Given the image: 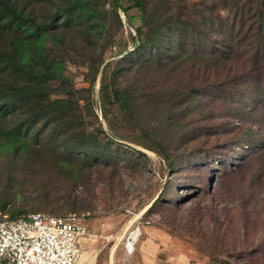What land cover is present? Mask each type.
<instances>
[{
	"label": "rangeland",
	"instance_id": "rangeland-1",
	"mask_svg": "<svg viewBox=\"0 0 264 264\" xmlns=\"http://www.w3.org/2000/svg\"><path fill=\"white\" fill-rule=\"evenodd\" d=\"M19 1L21 7L27 6L26 13L42 23L54 16L59 5L57 0ZM199 1L147 0V11L161 15L171 8L172 14H179ZM104 12L111 42L100 60L93 56L95 46L87 45L77 29L50 33L49 52L57 58L67 82L62 86L59 80L53 81L50 97L69 101L68 120L73 124L102 131L146 158L125 154L113 145L111 154L85 170L83 180L74 182L59 167V156L70 144L54 140L16 154L0 142V209L5 204L6 214L82 215L88 238L104 251L117 244L119 257L126 254L124 244L139 237L138 225L150 223L186 242L199 259L264 264V148L248 158L250 167L236 177L222 179V172L240 162V146L233 149L234 162L220 166L229 160L239 137L253 134L258 143L264 141V94L256 100L252 96L253 102L231 105L219 99L220 90L211 88L177 103L176 97L191 85L206 87L205 79L215 85L227 81V73L220 71L215 78L211 71L205 78L188 67L137 66L117 77V85L133 93V107L124 113L117 105L104 106L99 93L102 74L108 80L114 62L124 52L131 53L135 29L142 23L141 12L134 8L126 13L118 9L117 16L111 0H104ZM229 16L227 8L220 11L221 20ZM233 65L235 71L244 68L240 63ZM254 86L242 84L237 92L264 93V82L261 90ZM20 118L16 113L10 125ZM166 161L172 162L173 170H168ZM159 195L155 213L144 221L149 203Z\"/></svg>",
	"mask_w": 264,
	"mask_h": 264
},
{
	"label": "trees",
	"instance_id": "trees-1",
	"mask_svg": "<svg viewBox=\"0 0 264 264\" xmlns=\"http://www.w3.org/2000/svg\"><path fill=\"white\" fill-rule=\"evenodd\" d=\"M17 1L20 2L0 0V142L3 146L17 154L54 140L61 141L62 145L70 144V149L63 148L59 156V167L61 174L74 182L83 180L85 170L111 154L113 145L123 148L125 154L146 158L141 151L118 144L102 131L92 132L81 124H73L68 120L72 111L69 101L50 97L53 81L59 80L62 86L67 82L60 63L49 52L47 38L53 31L77 29L86 38L87 45L95 46L93 56H99L100 60L111 42L106 31L104 0H57L59 5L54 16L46 23L26 13L27 6L21 7ZM147 4V0H111L113 13L117 15L118 9L126 13L134 8L141 12L142 23L135 29L131 53L124 52L114 62L108 80L102 74L99 93L104 106L117 105L124 113L133 107V93L119 87L117 77L137 66L188 67L192 72H201L205 78L211 71L215 78L220 71L227 73V81L212 85L205 79L206 87L191 85L176 97L177 103L211 88L220 90L219 99L231 105L241 104L243 100L253 102L257 95L264 94L237 92L238 86L250 83H255V90H261L264 82V0H200L186 5L179 14H172L171 8H167L161 15H155L158 11H147ZM226 8L230 16L221 20L220 11ZM234 63H240L243 70L235 71ZM97 74L95 72L91 82ZM16 113L21 118L17 124L10 125ZM239 146L243 153L240 162L231 170L225 169L222 179L236 177L250 167L248 158L263 151L264 141L258 143L253 134L239 137L232 145L229 160L222 161L220 166L232 163L233 149ZM166 162L168 170H173L172 162ZM214 182L216 185V180ZM160 196L149 203L143 214L144 221L155 213ZM6 208L3 204L0 214L8 219L30 214L24 211L6 214L3 212ZM208 263L234 264L216 257L214 261L210 258Z\"/></svg>",
	"mask_w": 264,
	"mask_h": 264
},
{
	"label": "built area",
	"instance_id": "built-area-1",
	"mask_svg": "<svg viewBox=\"0 0 264 264\" xmlns=\"http://www.w3.org/2000/svg\"><path fill=\"white\" fill-rule=\"evenodd\" d=\"M78 214L42 212L8 219L0 214V262L5 264H78L80 240L91 236ZM136 238L127 243L133 251Z\"/></svg>",
	"mask_w": 264,
	"mask_h": 264
},
{
	"label": "crops",
	"instance_id": "crops-1",
	"mask_svg": "<svg viewBox=\"0 0 264 264\" xmlns=\"http://www.w3.org/2000/svg\"><path fill=\"white\" fill-rule=\"evenodd\" d=\"M137 228L139 237L134 252H128L124 244L126 254L122 257L118 256L117 244L104 251L93 239L82 238L78 264H209L208 260L197 258L186 242L162 228L150 223L139 224Z\"/></svg>",
	"mask_w": 264,
	"mask_h": 264
},
{
	"label": "bare ground",
	"instance_id": "bare-ground-1",
	"mask_svg": "<svg viewBox=\"0 0 264 264\" xmlns=\"http://www.w3.org/2000/svg\"><path fill=\"white\" fill-rule=\"evenodd\" d=\"M136 235H138V234H136Z\"/></svg>",
	"mask_w": 264,
	"mask_h": 264
}]
</instances>
